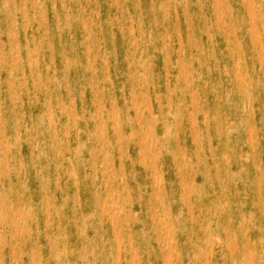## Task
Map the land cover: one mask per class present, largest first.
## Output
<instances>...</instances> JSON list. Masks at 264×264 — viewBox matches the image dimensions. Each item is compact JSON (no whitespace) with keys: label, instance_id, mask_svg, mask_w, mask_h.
I'll list each match as a JSON object with an SVG mask.
<instances>
[{"label":"rangeland","instance_id":"374dc122","mask_svg":"<svg viewBox=\"0 0 264 264\" xmlns=\"http://www.w3.org/2000/svg\"><path fill=\"white\" fill-rule=\"evenodd\" d=\"M0 264H264V0H0Z\"/></svg>","mask_w":264,"mask_h":264},{"label":"bare ground","instance_id":"6f19581e","mask_svg":"<svg viewBox=\"0 0 264 264\" xmlns=\"http://www.w3.org/2000/svg\"><path fill=\"white\" fill-rule=\"evenodd\" d=\"M6 10V9H5ZM12 25H14V24H12ZM229 25V24H228ZM151 34V33H150ZM239 64V63H238ZM239 67V66H238ZM39 79V78H38ZM57 106V105H56ZM17 142V141H16ZM156 144V143H155ZM102 152V151H101ZM101 154V153H100ZM108 157V156H107ZM45 200V199H44ZM104 201H105V199H104ZM112 206V205H111ZM33 208V207H32ZM2 218H3V216H2ZM165 241V240H164ZM171 243V242H170ZM164 251V250H163ZM56 255V254H55ZM25 256V255H24ZM26 258V257H25ZM173 258V257H172ZM15 259V258H14Z\"/></svg>","mask_w":264,"mask_h":264}]
</instances>
